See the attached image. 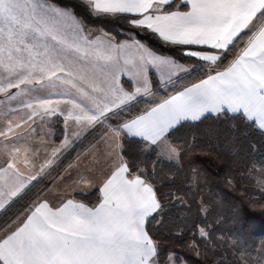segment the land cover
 Returning a JSON list of instances; mask_svg holds the SVG:
<instances>
[{
	"label": "snow or ice",
	"instance_id": "obj_1",
	"mask_svg": "<svg viewBox=\"0 0 264 264\" xmlns=\"http://www.w3.org/2000/svg\"><path fill=\"white\" fill-rule=\"evenodd\" d=\"M78 7L97 19L124 20L127 39L89 29ZM134 29L165 44L193 46L183 55L207 67H184L133 39ZM0 66L10 77L0 92L38 93L27 104V135L17 131L19 124L0 125V210L57 167L73 136L98 133L88 155L99 153L106 167L98 184L91 176L87 180L100 193L96 206L71 196L58 205L33 200L0 236V264H163L147 225L162 214L164 200L147 176L133 174L125 139L179 158L186 147L174 142V134L209 115L238 118L264 135V0H76L71 6L58 0H0ZM201 67L205 75L198 82L156 97L154 75L169 85ZM141 102L145 106L133 112ZM56 116L65 129L60 143L42 138L34 144L31 133H42ZM79 163L78 156L53 183L82 180ZM259 186L264 189V179ZM193 228L190 247L207 239L215 243L207 225ZM166 259L171 264L172 257Z\"/></svg>",
	"mask_w": 264,
	"mask_h": 264
},
{
	"label": "trees",
	"instance_id": "obj_2",
	"mask_svg": "<svg viewBox=\"0 0 264 264\" xmlns=\"http://www.w3.org/2000/svg\"><path fill=\"white\" fill-rule=\"evenodd\" d=\"M58 2L71 6L76 0ZM76 11L86 26L102 29L117 41L129 35L130 30L124 20L97 19L79 7ZM131 31L136 32L134 37L157 52L174 56L184 64L199 62L183 55L185 48L193 46L165 44L147 31ZM204 75L203 68H197L195 72L186 73L164 86L154 75L156 97L170 95L174 90L198 82ZM144 106L142 102L138 103L132 111ZM52 125L55 139H61L62 119L56 117ZM98 136L93 132L86 138L83 135L78 138L61 155L57 167L48 176L33 181L22 198L15 199L3 209L0 212V231ZM173 140L186 147L183 156L176 160L160 159L151 148L140 149L134 138L124 141L133 174L147 176L164 200L162 214L147 225L150 236L160 245L163 264L169 262L166 259L169 256L175 264H220L221 261L223 264H233L234 261L235 264H264V189L259 186V181L264 179V135L247 127L238 118L218 119L209 115L200 122L186 123L174 134ZM74 197L95 205L99 202L100 193L95 188L75 193ZM202 201L206 203L202 204ZM194 223L207 225L215 243L213 239H207L195 248L190 247L195 233Z\"/></svg>",
	"mask_w": 264,
	"mask_h": 264
},
{
	"label": "crops",
	"instance_id": "obj_3",
	"mask_svg": "<svg viewBox=\"0 0 264 264\" xmlns=\"http://www.w3.org/2000/svg\"><path fill=\"white\" fill-rule=\"evenodd\" d=\"M181 10H187V9L181 8ZM87 27L89 29H92V30H98L99 29L97 27H91V26H87ZM95 34L100 35V39L104 40L105 43L107 42L102 33H95ZM126 39L127 38H124L120 41H124ZM133 39H137V38L133 37ZM180 63H182V62H180ZM182 64L184 65V67L187 68L186 64H184V63H182ZM183 75H185V73H181L180 77ZM9 78H10L9 75L7 73H5L3 70V67L0 66V86L6 87V83H7V80ZM176 79L177 78L174 77L173 81ZM161 85L164 86L163 84H161ZM21 87L23 88L24 86L22 85ZM18 91L19 90L16 88H11V89H7V92H0V103L6 104L7 114H8V120L6 121V123L11 122V123H13L14 126L16 124H19L21 127L19 129H17V131L20 132V129L22 128L23 135H27L29 132V129L26 127L25 122L27 121L28 114L31 112V109L27 108V104L31 103L33 96L38 95V93L29 94V93L25 92L23 94L16 95ZM13 95H16V98L10 99L9 97L13 96ZM56 117H60V116H56ZM56 117H54V118H56ZM54 118H51V119H54ZM50 120H49L48 126H47L49 128V130L51 129V127L49 125L51 123ZM64 131H65L64 123L62 120V135L64 134ZM48 132L49 131H47L46 134ZM31 136H32L33 143L39 144V142L41 140V135L37 136V133L33 132V133H31ZM81 136H79V137L73 136L72 137V139H73L72 144ZM0 139H2V138H0ZM60 141H61V139H59L58 141H55L53 143L59 144ZM72 144L70 146H72ZM21 158H23V154H21ZM82 162H83V160L81 161V163ZM85 167H87V169L83 173L86 174V180L84 182H82L81 184L79 182L74 183L72 180H68L65 182L66 183L65 187H63V190L65 191L64 193L61 194V192H58V194H54V193H52V189H48V190H46V192H42L41 194H39L35 199H37L38 197L41 199H47L51 205H58L64 196H71L75 201L83 203L86 206H89V207L96 206L98 203L95 205H88V204L84 203L83 201L74 197L73 194L76 192H79V191L89 192V191H92L93 189H95L96 187L89 185L87 183V180H88L89 176H91L93 183L98 184L104 178V172L106 171V167L104 166V162L100 163V166H97L96 164H94V166L87 164V166H85ZM72 175L74 178L76 177V174H72ZM25 176H27V173H25ZM56 190H58V187H56ZM46 193H49V194L46 195ZM4 203L7 205L8 201L5 200ZM25 209L21 213H19L10 224H8L4 229H2V231H0V236H3L5 232H7L10 228L14 227L15 222L18 220V218H22V213H24ZM2 210H0V212Z\"/></svg>",
	"mask_w": 264,
	"mask_h": 264
},
{
	"label": "rangeland",
	"instance_id": "obj_4",
	"mask_svg": "<svg viewBox=\"0 0 264 264\" xmlns=\"http://www.w3.org/2000/svg\"><path fill=\"white\" fill-rule=\"evenodd\" d=\"M186 64V66H187V68H189V69H192V67H193V63H185ZM195 65H200V66H207L206 64H204V62H202V61H199L198 62V64L196 63ZM186 74V73H185ZM8 120V114H7V108H6V104L5 103H0V125H3V124H6V121ZM51 121V123L49 124L50 125V127H51V129L49 130V128L47 127L48 126V123H46V124H44L43 125V132L41 133V134H39V135H41V139L43 138V139H50L51 141H52V143L53 142H55V141H58V140H56L55 139V131H54V128H53V123H54V121H55V118L54 119H51L50 120ZM47 131H49L47 134H46V132ZM20 132H21V134L23 135V130H22V128L20 129ZM50 133H54V135H49ZM39 135H37V136H39ZM99 141V136L97 137V139L94 141V142H92L89 146H87L80 154H78L70 163H72V162H74V161H76V159H77V157L79 156L80 157V163H79V175H80V177H82L83 179L82 180H80L79 181V183L81 184L82 182H84L85 180H86V174H84L83 172L87 169V167H85V166H87V164H90V165H92V166H94V164H96L97 166H100V163H102V162H104V158L103 157H101L100 155H99V153H96V155L93 157V156H89L88 154H89V152H90V150H91V148H92V145L93 144H95V143H97ZM71 147V146H70ZM69 147V148H70ZM101 147H103L102 145H101ZM68 148V149H69ZM85 157H87V158H85ZM159 157H160V159H166V160H176L177 158H172V159H169L168 157H167V155L166 154H164V155H161V154H159ZM83 160V162L81 163V161ZM67 167V165L65 166V168ZM103 168V167H102ZM64 170V169H63ZM61 171L59 174L60 175H64V171ZM77 173V169L76 168H74L73 170H72V174H76ZM57 177V176H56ZM65 185H66V183H53V180L42 190V192H46V190H48V189H52V193H54V194H58V192H61V194L62 193H64L65 191L63 190V187H65ZM56 187H58V190H56ZM41 192V193H42ZM40 193V194H41ZM76 193H82L81 191H79V192H76ZM47 194H49V193H46V195ZM75 194V193H74ZM73 194V195H74ZM53 195V194H52ZM2 231V230H1ZM167 264H169V262L167 263ZM171 264H175V263H173L172 261H171Z\"/></svg>",
	"mask_w": 264,
	"mask_h": 264
}]
</instances>
